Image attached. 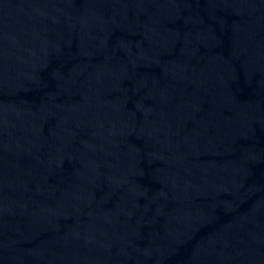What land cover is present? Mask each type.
<instances>
[{
  "label": "water",
  "instance_id": "obj_1",
  "mask_svg": "<svg viewBox=\"0 0 264 264\" xmlns=\"http://www.w3.org/2000/svg\"><path fill=\"white\" fill-rule=\"evenodd\" d=\"M0 264H264V0H0Z\"/></svg>",
  "mask_w": 264,
  "mask_h": 264
}]
</instances>
